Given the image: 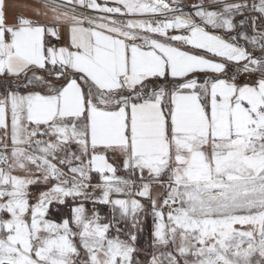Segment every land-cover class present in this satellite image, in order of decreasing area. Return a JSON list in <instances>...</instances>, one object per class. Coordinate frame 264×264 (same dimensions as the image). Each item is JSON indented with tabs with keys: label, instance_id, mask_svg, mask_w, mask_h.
Returning a JSON list of instances; mask_svg holds the SVG:
<instances>
[{
	"label": "snow or ice",
	"instance_id": "snow-or-ice-1",
	"mask_svg": "<svg viewBox=\"0 0 264 264\" xmlns=\"http://www.w3.org/2000/svg\"><path fill=\"white\" fill-rule=\"evenodd\" d=\"M0 264H264V0H0Z\"/></svg>",
	"mask_w": 264,
	"mask_h": 264
},
{
	"label": "crops",
	"instance_id": "crops-1",
	"mask_svg": "<svg viewBox=\"0 0 264 264\" xmlns=\"http://www.w3.org/2000/svg\"><path fill=\"white\" fill-rule=\"evenodd\" d=\"M187 4H194L197 2V0H185Z\"/></svg>",
	"mask_w": 264,
	"mask_h": 264
},
{
	"label": "rangeland",
	"instance_id": "rangeland-1",
	"mask_svg": "<svg viewBox=\"0 0 264 264\" xmlns=\"http://www.w3.org/2000/svg\"><path fill=\"white\" fill-rule=\"evenodd\" d=\"M141 243L146 245V243H147V237L146 236H144L142 238Z\"/></svg>",
	"mask_w": 264,
	"mask_h": 264
}]
</instances>
